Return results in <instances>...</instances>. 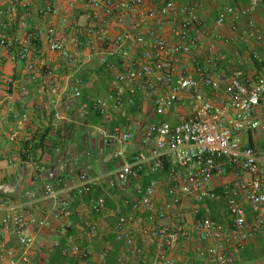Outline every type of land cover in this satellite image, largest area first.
<instances>
[{
  "label": "built area",
  "instance_id": "built-area-1",
  "mask_svg": "<svg viewBox=\"0 0 264 264\" xmlns=\"http://www.w3.org/2000/svg\"><path fill=\"white\" fill-rule=\"evenodd\" d=\"M17 1L26 12L34 2ZM66 1L71 9L81 2ZM84 1L91 22L83 38L60 37L52 25L25 35L4 30L0 46L18 51L32 81L41 75L48 79L43 85L45 94L61 95L65 90L56 71L45 69L35 60L34 41L45 37L50 51L76 66L79 51L73 53L71 43L79 49L95 48L110 40L109 55L120 57L121 67L116 62L106 63L113 74L110 89L105 97L83 103L81 115L99 112L112 119L118 112L130 120L128 109L142 95L158 116L141 123L149 150L129 159L124 146L134 138L133 132L123 125L111 130L98 126L97 132L107 138L108 144L116 141L120 146L115 153L120 163L115 169L100 176L85 171L69 178L51 174L55 182L45 185L41 198L53 200L48 214L28 215L19 205L0 200V208L5 210L3 231L16 236L21 245L9 246L0 239V264H31L33 252L41 253L45 246L31 229L41 230L52 220L68 218L74 197L89 196L102 179L111 189H122L146 170L162 172L166 163L167 173L161 179H150L140 199H125L128 212L111 209L103 194L82 201L81 206L98 215L104 225L90 222L86 235L96 238L108 228L121 243L116 264H186L171 254L181 245L184 254L192 252L216 264H235L252 241L264 236V148L250 144L251 136L254 140L261 126L258 112L264 99V24L256 16L264 0L225 4L218 7L210 23L206 22L204 8L215 0H165L159 8L148 7L146 0ZM58 12L52 0H43L39 15L47 17ZM4 14L0 7V16ZM128 17H132L131 23H127ZM170 19L174 22L166 36L162 32L164 22ZM60 23L65 26L68 19L63 16ZM111 24L120 28L114 37ZM2 26L8 25L2 22ZM18 26L20 30L29 29L24 18ZM218 45L227 48L229 55H222ZM72 76L74 101L82 96L83 86L92 85L93 78ZM11 83L0 72V85L9 87ZM27 93L22 87V96ZM179 106H186L188 115L172 118ZM56 117L63 118L59 112ZM28 120L29 116L24 115L23 121ZM217 177L227 180L218 187L213 183ZM209 201L226 204V220L212 218L207 205L200 217L203 205ZM187 208L189 216L184 212ZM141 238L154 245L151 255ZM58 247H62L59 239L52 244V248ZM89 250L82 254L85 258L90 256ZM109 250L106 248L95 260L103 262ZM72 253L78 254L79 248H73Z\"/></svg>",
  "mask_w": 264,
  "mask_h": 264
},
{
  "label": "crops",
  "instance_id": "crops-1",
  "mask_svg": "<svg viewBox=\"0 0 264 264\" xmlns=\"http://www.w3.org/2000/svg\"><path fill=\"white\" fill-rule=\"evenodd\" d=\"M0 1V7L5 11V14L0 16V34L5 30L9 34L25 35L30 30L46 29L53 25L60 37L72 40L75 37L83 38V31L91 22L84 0H81L78 7L74 9L70 8L66 0H52L58 6L59 12L47 17L39 15L43 0H33V6L28 12L17 0ZM164 1L146 0L148 7L152 8H159ZM177 1L184 3L189 0ZM249 2L250 0L207 2L204 8L206 22L214 21L218 7L225 4L246 5ZM63 16L68 19V24L65 26L60 23V18ZM256 16L259 23L264 24V3ZM23 18L27 21L29 29H19L18 23ZM132 20V17H128L127 23H131ZM2 22L8 26L3 28ZM172 22H174L172 19L164 22L162 31L164 35H170ZM119 31V27L111 24V37ZM69 46L73 53L76 50L79 51L76 66L74 62L67 61L59 53L50 51L45 37L35 44V60L45 69L51 68L56 71L59 84L65 90L61 95L45 94L43 85L48 84V79L41 75L37 81H32L26 73V62L19 57L18 51L0 46V72L12 81L9 87L0 85V191L9 196L10 203L19 205L28 215L51 213L53 200L41 199L45 185L55 182L51 179V174L69 178L73 174L85 171L92 176H100L117 167L120 159H116L115 153L120 147L119 144L116 141L108 144L107 138L98 133L96 127L103 126L111 130L116 125H123L129 128L134 138L124 148L128 158L132 159L139 153L149 150L144 142L145 129L141 123L158 118L153 112L151 102H144L142 95L136 98L140 108L131 105L128 109L130 120L118 112L113 113L112 119H106L96 113L82 117L83 103L97 97H105L110 89L113 74L107 69L106 63L116 62L121 67L122 60L120 57L109 55L110 40L95 48L79 49L72 43ZM218 49L222 55H229L228 49L224 46L218 45ZM74 74L86 80L93 78V83L83 86L82 96L72 101V92L75 87L72 76ZM22 87L28 90L26 97L21 94ZM68 105H70L69 109ZM57 112L63 118L57 119ZM188 113L189 109L186 106H179L178 113L172 118L187 116ZM26 114L29 120L24 122L23 116ZM253 142L255 144V140ZM28 146L32 150H29ZM36 146L38 149L35 151ZM260 146L264 148V143H260ZM152 178L161 179L163 175L146 170L140 177L131 178L122 189H111L107 180L102 179L100 184L95 186L92 197L103 194L107 197L108 206L111 209L126 212L128 208L125 199H140L145 186ZM226 180L227 177H217L213 183L219 187ZM90 199L88 196H75L73 211L68 218L52 220L49 227L41 230L35 227L31 229L37 240L45 244L41 253L33 252L31 264L49 262L51 252L53 253L54 240L59 239L65 242L69 251L75 247L80 248L84 243L92 240L85 233L87 225L95 221L102 223L101 226L104 225L98 215L81 206L82 201L89 202ZM188 209L190 208L184 210L186 215H188L186 213ZM4 214L5 210L0 208V239L6 241L9 246L21 248L16 236L8 235L3 231L1 222ZM70 226L74 228L73 232L69 231ZM104 233L94 239L103 241L105 247L118 252L121 243L110 230L108 231V228ZM196 241L203 244L200 240ZM112 242H116V245ZM140 242L145 245L151 255L155 248L152 242L142 238ZM89 249L95 250V244H90ZM171 254L186 264H216L210 259L194 256L192 252L191 255L190 253L184 255L182 245ZM96 262L90 264H97ZM108 264H115V262L112 259L108 261ZM235 264H264V236L252 241L240 253Z\"/></svg>",
  "mask_w": 264,
  "mask_h": 264
},
{
  "label": "trees",
  "instance_id": "trees-1",
  "mask_svg": "<svg viewBox=\"0 0 264 264\" xmlns=\"http://www.w3.org/2000/svg\"><path fill=\"white\" fill-rule=\"evenodd\" d=\"M38 40L34 41V44H36ZM135 105L138 107L139 105L137 103H135ZM140 108V106H139ZM93 113H96L98 114V116H102L99 112H93ZM252 146H257L254 144L253 140H252V136H251V143H250ZM29 145V144H28ZM29 148V146H28ZM32 150V148H29V150ZM38 149V146L35 147V151ZM118 159V158H116ZM116 164V160L114 162V165ZM114 166L112 165V168ZM111 168V167H110ZM167 169H168V163L165 164V169L162 171V172H159L160 174L164 175L167 173ZM61 177H64L63 175H60ZM153 176V175H152ZM154 177V176H153ZM220 191L222 190V188L219 189ZM93 194H90L88 197L89 199L92 198ZM0 200H3V201H10L9 200V196H6L4 193H2L0 191ZM212 202H207L203 205V208H202V211H201V214H200V217L204 216L205 214V208H206V205L207 206H211ZM128 208V207H127ZM129 211V208L126 212ZM125 213V212H124ZM212 218H214L215 220L217 221H221L223 220V218L221 216H219L218 214H216L214 212V210H212V214H211ZM87 229V227H86ZM69 231L73 232L74 231V228L72 226L69 227ZM94 243L95 244V248L97 249H92L90 252V256L86 257L88 259H86L82 254L85 253L86 251H90L89 250V245ZM89 244V245H88ZM107 246V245H106ZM108 248V247H105V244H103V241L100 242L98 241V239H94L92 238L91 241H87V243H84V245L82 247L79 248V253L78 254H74L72 253V251H64L66 249V244L65 242L62 241V247H58V248H53V253L51 252V255H50V259H49V262L47 264H82L83 262H88L89 264L90 263H94L96 261L97 264H108V261H112V259L114 260L115 264H116V255H117V251L116 250H112L110 249L109 252L107 253L104 261L100 262L98 259V256L99 254L103 253L105 251V249ZM95 257L97 258L95 260ZM94 258V259H93ZM91 260V261H90ZM94 261V262H93ZM202 262V261H201ZM199 264V263H198Z\"/></svg>",
  "mask_w": 264,
  "mask_h": 264
},
{
  "label": "rangeland",
  "instance_id": "rangeland-1",
  "mask_svg": "<svg viewBox=\"0 0 264 264\" xmlns=\"http://www.w3.org/2000/svg\"><path fill=\"white\" fill-rule=\"evenodd\" d=\"M258 117H259V119L261 121V126L259 128V132L256 133V135L254 136V140H255V144L257 145V147L260 148L261 147L260 143H264V99H263L261 107L259 108ZM208 207L210 209H213L216 214L221 216L223 218L222 221L227 219V208H226V204L225 203L212 202L211 206H208ZM186 213L189 216L190 213H191L190 209H188ZM211 214H212V210H211ZM112 244L116 245V242H112ZM202 264H204V263H202Z\"/></svg>",
  "mask_w": 264,
  "mask_h": 264
}]
</instances>
